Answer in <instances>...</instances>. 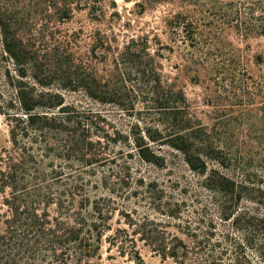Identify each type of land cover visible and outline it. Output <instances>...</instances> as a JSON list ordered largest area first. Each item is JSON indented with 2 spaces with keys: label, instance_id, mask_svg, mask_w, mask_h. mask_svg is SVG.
<instances>
[{
  "label": "trees",
  "instance_id": "obj_1",
  "mask_svg": "<svg viewBox=\"0 0 264 264\" xmlns=\"http://www.w3.org/2000/svg\"><path fill=\"white\" fill-rule=\"evenodd\" d=\"M133 1L141 10L178 3L181 12L167 24L192 42L198 12L222 16L242 39L264 36V0ZM18 5L0 8L2 50L18 76L0 105L10 142L0 148V264H103L104 244L144 264L136 240L178 264H257L247 248L264 264V72L256 79L243 69L233 82L244 94L237 91L230 103L236 115L215 105L208 126L189 111L180 88L162 81L160 49L151 51L147 36L119 44L114 33L97 30L89 51L101 68L76 57L67 35L55 36L56 24L76 10L104 17L102 0ZM259 59L264 65V55ZM64 92L126 113L143 103L154 118H137L124 130ZM118 144L159 167L165 156L152 145L167 146L201 181L168 189L146 184L147 212H124L119 200L132 195L130 175L97 168ZM116 212L115 223L122 219L126 228L113 227Z\"/></svg>",
  "mask_w": 264,
  "mask_h": 264
},
{
  "label": "rangeland",
  "instance_id": "obj_2",
  "mask_svg": "<svg viewBox=\"0 0 264 264\" xmlns=\"http://www.w3.org/2000/svg\"><path fill=\"white\" fill-rule=\"evenodd\" d=\"M220 1L226 3L236 0ZM15 5H18V0H0V8ZM102 5L105 14L100 20L91 18L86 10H76L69 20L56 24L55 36H58L59 31L67 35L73 41L71 50L74 55L91 61V64L97 68H101L102 65L91 58L89 51L93 35L97 30L107 34L114 33L119 44L130 38L147 36L150 50L160 49L162 81L183 91L188 101L189 111L205 125L212 124L215 105H226L232 110L230 114L236 115L237 107L231 106L230 103H233L234 93L238 91V94H243V92L242 89L234 88L233 82L236 85L237 79L242 78L243 69L245 75H252L256 79L264 72L263 60L259 59V56L264 55V36H250L242 39L230 23L221 19L222 16L211 17L207 13L198 12L196 20L199 22L195 30V40L192 42L180 27H170L167 24L172 15L181 12L176 2L155 4L152 7H145L144 10L135 6L133 0H102ZM16 78H18L16 65L3 52L0 42V105L3 100H7V94L13 92L11 84ZM25 80L30 81L28 78ZM64 94L67 101L81 100L82 104L85 102L92 109L107 115L115 125L124 130H128L137 118H143L149 122L154 118L151 112L145 111L143 103L138 102L135 105L136 111L139 110V112L126 113L114 105L92 102L81 94L70 92H64ZM9 145L8 125L4 115L0 114V148L9 147ZM152 146L165 156L163 166L144 162L132 146L118 144L110 147L107 161L97 167L126 176L130 175L129 181L125 180V182L128 185L127 192L132 195L123 196L119 200L124 212L131 209L137 210L139 214L147 212L149 200L145 193L146 184H149L150 188L168 189L176 187L178 182L179 185L188 182L195 185L201 181V178L189 171L178 152L167 146L155 144ZM262 186H264V179H262ZM248 205L252 206V203ZM116 219H120L117 212L112 220L113 227L119 225L126 228L122 219L120 224L115 223ZM171 224L176 226L178 222L171 221ZM220 228L225 229L224 224ZM170 230L175 231V227L171 226ZM235 236L241 240L240 234L236 233ZM136 249L144 264H178L171 258H161L142 240H136ZM246 252L258 264L255 252L250 248H247ZM101 256L103 264H138L127 253L120 254L116 248L107 249V244L102 247Z\"/></svg>",
  "mask_w": 264,
  "mask_h": 264
}]
</instances>
